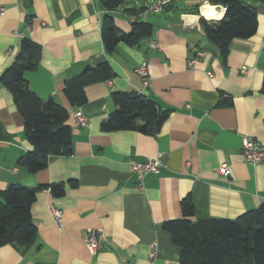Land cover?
Masks as SVG:
<instances>
[{
	"label": "crops",
	"instance_id": "obj_1",
	"mask_svg": "<svg viewBox=\"0 0 264 264\" xmlns=\"http://www.w3.org/2000/svg\"><path fill=\"white\" fill-rule=\"evenodd\" d=\"M162 1L125 0L108 12L120 32L129 33L135 21L151 24L152 32L135 46L120 42L107 53L101 38L107 12L98 0H0V75L23 39L36 44L39 62L25 80L38 97H51L68 112L72 141V154L49 157L43 170L32 174L19 166L31 145L11 93L0 83V191L64 184L62 195L36 192L30 208L35 236L0 246V264H179L180 248L162 224L181 218L180 202L188 194L190 223L233 220L264 205V161L247 163L240 152L242 137L264 146V0H240L256 11L257 29L231 40L224 59L200 24L201 18L219 21L223 6L167 0L158 12L146 10ZM141 61L146 85L135 72ZM102 63L110 66L111 79L87 86L85 104L71 105L65 82ZM112 92L140 94L168 116L154 133L103 132L100 124L114 110ZM76 111L88 119L86 126L76 125ZM155 157L166 167L146 175L139 189L129 162ZM222 164L227 175L217 170ZM51 206L61 212V229ZM90 230L102 234L95 254L84 243Z\"/></svg>",
	"mask_w": 264,
	"mask_h": 264
},
{
	"label": "trees",
	"instance_id": "obj_2",
	"mask_svg": "<svg viewBox=\"0 0 264 264\" xmlns=\"http://www.w3.org/2000/svg\"><path fill=\"white\" fill-rule=\"evenodd\" d=\"M124 2L98 0L101 9L107 12L101 26V38L107 53H112L120 42L135 46L152 32V25L146 22H133L129 33L120 32L115 27L108 12ZM211 2L223 6L224 15L213 23L201 18L200 24L206 38L217 46L224 59L231 40L255 34L257 14L254 8L240 0ZM38 62L39 47L23 39L17 56L0 75V83L11 93L23 118L24 135L31 145V150L20 157L17 164L32 174L46 168L51 156L72 154L71 129L66 125L68 112L51 97H38L25 80V73L33 71ZM111 76L108 63L86 68L65 82L63 93L71 105L82 106L86 102L85 88L110 80ZM261 93L264 94V75ZM110 96L114 110L100 124L103 132L138 130L154 133L168 116V111H159L152 101L135 92H112ZM137 121L141 124L138 125ZM70 185L75 183L70 182ZM41 189H49L53 195H62L64 184L36 187L9 185L0 191V246L16 241L29 242L35 236L30 208L36 192ZM180 208L181 218L162 224L171 233L173 243L180 248L179 264H264V205L233 220L205 219L195 223L189 221L194 216L189 194L181 200Z\"/></svg>",
	"mask_w": 264,
	"mask_h": 264
},
{
	"label": "built area",
	"instance_id": "obj_3",
	"mask_svg": "<svg viewBox=\"0 0 264 264\" xmlns=\"http://www.w3.org/2000/svg\"><path fill=\"white\" fill-rule=\"evenodd\" d=\"M167 3V0L162 1L154 6H150L146 8L147 11H153L158 12L160 11L163 6ZM3 13V8H0V14ZM203 55L202 51H198L196 53L197 57H201ZM196 58L190 60L188 63L189 65H193L195 63ZM135 72L143 79V85L147 84L148 79V72H147V66L144 61H141V63L136 67ZM72 117L74 118L76 125L79 127H84L88 123V119L80 112L76 111L72 114ZM240 152L243 156V159L245 162L250 164H258L262 161H264V146L256 143L254 140L248 138V137H242L241 140V147ZM131 171L136 176V185L139 189L143 188V180L144 177L151 173H157L161 168L166 167V163L160 158H149L146 161L139 162L136 160H131L129 162ZM218 172L222 175H227L229 169L226 164L220 165V167L217 169ZM49 213L51 217L54 219L57 228L61 229V212L51 206L49 207ZM101 238L102 234L99 231L96 230H90L85 236L84 243L87 247L90 254H95L101 249ZM156 255V246L152 245L151 251L149 252V259L152 261Z\"/></svg>",
	"mask_w": 264,
	"mask_h": 264
}]
</instances>
